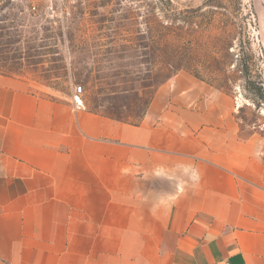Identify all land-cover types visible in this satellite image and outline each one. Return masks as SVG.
<instances>
[{
	"label": "crops",
	"instance_id": "1",
	"mask_svg": "<svg viewBox=\"0 0 264 264\" xmlns=\"http://www.w3.org/2000/svg\"><path fill=\"white\" fill-rule=\"evenodd\" d=\"M186 73L138 124L0 78V264H264V144Z\"/></svg>",
	"mask_w": 264,
	"mask_h": 264
},
{
	"label": "rangeland",
	"instance_id": "2",
	"mask_svg": "<svg viewBox=\"0 0 264 264\" xmlns=\"http://www.w3.org/2000/svg\"><path fill=\"white\" fill-rule=\"evenodd\" d=\"M178 73L264 142V0H0V78L31 92L75 102L82 86L91 112L138 124Z\"/></svg>",
	"mask_w": 264,
	"mask_h": 264
},
{
	"label": "built area",
	"instance_id": "3",
	"mask_svg": "<svg viewBox=\"0 0 264 264\" xmlns=\"http://www.w3.org/2000/svg\"><path fill=\"white\" fill-rule=\"evenodd\" d=\"M83 95V87L78 86L75 88V103L78 108H83V102L81 101V96Z\"/></svg>",
	"mask_w": 264,
	"mask_h": 264
},
{
	"label": "trees",
	"instance_id": "4",
	"mask_svg": "<svg viewBox=\"0 0 264 264\" xmlns=\"http://www.w3.org/2000/svg\"><path fill=\"white\" fill-rule=\"evenodd\" d=\"M174 76V75H173ZM121 121V120H120ZM124 122V121H123Z\"/></svg>",
	"mask_w": 264,
	"mask_h": 264
}]
</instances>
